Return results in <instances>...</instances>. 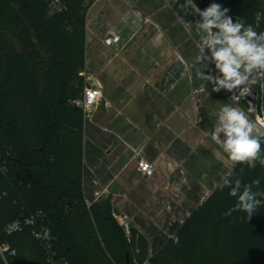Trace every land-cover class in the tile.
I'll use <instances>...</instances> for the list:
<instances>
[{
	"label": "trees",
	"instance_id": "16d2710c",
	"mask_svg": "<svg viewBox=\"0 0 264 264\" xmlns=\"http://www.w3.org/2000/svg\"><path fill=\"white\" fill-rule=\"evenodd\" d=\"M230 9L264 32V0H195ZM93 0H0V264H141L146 240L127 235L108 200H95L85 162L86 125L73 101L84 93L87 12ZM264 147V145H262ZM241 168L244 169L241 172ZM233 179L264 167L235 163ZM90 201V204L87 202ZM237 202L215 187L151 264H264V207L225 215ZM43 213L41 215L40 213ZM29 218L33 224H25ZM21 221L13 232L7 226ZM50 229V239L33 231ZM47 243L51 245L47 247Z\"/></svg>",
	"mask_w": 264,
	"mask_h": 264
},
{
	"label": "rangeland",
	"instance_id": "374dc122",
	"mask_svg": "<svg viewBox=\"0 0 264 264\" xmlns=\"http://www.w3.org/2000/svg\"><path fill=\"white\" fill-rule=\"evenodd\" d=\"M183 2L93 0L87 12L86 70L104 94L86 127L93 196L100 192L97 200L110 201L119 226L120 219L130 225L129 233L123 228L128 236L136 230L148 253L169 231L176 233L169 240L177 241L187 219L234 166L212 139L213 113L228 103L264 124V81L249 96L231 99L233 93L212 92L197 76L201 38L185 30L181 17L200 18L185 14ZM132 4L137 26L136 18L124 21ZM209 70L218 74L212 64ZM143 159L153 163L151 174L139 169Z\"/></svg>",
	"mask_w": 264,
	"mask_h": 264
},
{
	"label": "clouds",
	"instance_id": "9594fccd",
	"mask_svg": "<svg viewBox=\"0 0 264 264\" xmlns=\"http://www.w3.org/2000/svg\"><path fill=\"white\" fill-rule=\"evenodd\" d=\"M181 9L185 14L200 18L186 21L181 17L185 30L191 33L194 29L201 38L194 61V65H199L197 76L204 84L212 85V92L226 90L233 93L231 99L237 98L236 93L239 97L249 96L252 86L264 81V32L258 33L252 25L246 26L239 17L233 20L228 15L230 9L215 2L201 10L195 0H184ZM210 64L214 65L217 75L209 70ZM213 114L216 123L212 126V139L227 158L234 164L246 165L249 170L255 169L257 163L264 167V124L253 121L243 109L228 103ZM259 185V179L249 184L239 178L233 179L232 171L221 176L216 187L228 188L229 196L237 198L225 215L243 211L251 218L258 208L264 207V191H253V187L259 188ZM25 222L34 221L30 218ZM32 235L37 239L51 238L50 229L42 233L33 231Z\"/></svg>",
	"mask_w": 264,
	"mask_h": 264
},
{
	"label": "built area",
	"instance_id": "2783aa9c",
	"mask_svg": "<svg viewBox=\"0 0 264 264\" xmlns=\"http://www.w3.org/2000/svg\"><path fill=\"white\" fill-rule=\"evenodd\" d=\"M80 75L83 76L85 79L84 93L81 97L75 99L73 103L83 110L84 122H85V125L87 126L88 124L93 122L95 112L97 111L99 106L103 103L102 101H103L104 94H103L102 86L100 84H96L95 82H93V76L89 72H87L86 68L80 72ZM106 104H109V103L106 102ZM138 165L140 167L139 169L142 172H144V174H151L154 168V165L152 162L148 160H144V159L139 161ZM95 195H96L95 200H97L98 197L100 196V192H96ZM87 202L90 204L89 200H87ZM113 215L117 217L114 211H113ZM31 219L34 221L33 218ZM183 222L184 221H181V223ZM120 223L123 226V228L127 231V233H129L130 225L128 223H124L121 219H120ZM25 224H29V223L25 222ZM22 227H23V223L21 221H15V222L10 223L7 226V231L13 232V231L22 229ZM174 238H176V233L171 232V231L167 232V234H162L161 236H158L156 240L158 247L156 249H150L148 253V258L141 264H151L150 259L157 252V250L162 245L165 244L166 240L174 239ZM47 247L50 248L51 245L47 243ZM8 250H9V245L5 244L3 246H0V252L3 256H4V252ZM49 260L51 264H70L66 260L55 259L53 253H50Z\"/></svg>",
	"mask_w": 264,
	"mask_h": 264
},
{
	"label": "bare ground",
	"instance_id": "6f19581e",
	"mask_svg": "<svg viewBox=\"0 0 264 264\" xmlns=\"http://www.w3.org/2000/svg\"><path fill=\"white\" fill-rule=\"evenodd\" d=\"M131 12H129L127 15H126V17H125V19H124V21H130V19L131 18H136V20H135V25L137 26L138 25V23H140L141 21H140V17L137 15V13H135V11H133V10H136V7L132 4V8H131ZM158 46V45H157Z\"/></svg>",
	"mask_w": 264,
	"mask_h": 264
},
{
	"label": "crops",
	"instance_id": "0c3cea01",
	"mask_svg": "<svg viewBox=\"0 0 264 264\" xmlns=\"http://www.w3.org/2000/svg\"><path fill=\"white\" fill-rule=\"evenodd\" d=\"M89 125V124H88ZM87 127V126H86ZM85 158H86V135H85Z\"/></svg>",
	"mask_w": 264,
	"mask_h": 264
}]
</instances>
